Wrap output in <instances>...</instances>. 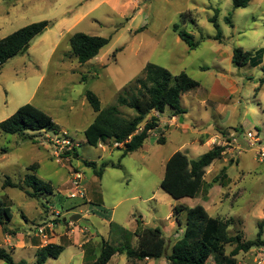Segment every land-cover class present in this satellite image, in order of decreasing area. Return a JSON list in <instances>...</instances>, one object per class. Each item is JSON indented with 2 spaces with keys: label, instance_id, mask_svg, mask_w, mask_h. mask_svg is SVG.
Wrapping results in <instances>:
<instances>
[{
  "label": "rangeland",
  "instance_id": "1",
  "mask_svg": "<svg viewBox=\"0 0 264 264\" xmlns=\"http://www.w3.org/2000/svg\"><path fill=\"white\" fill-rule=\"evenodd\" d=\"M215 16L222 42L214 40L217 29L209 22ZM228 16L231 23L226 21ZM41 21H49L51 26L32 41L27 52L9 60L1 71L0 123L21 106L32 104L54 119L60 127L58 135L64 136L68 143L62 146L64 152L58 158L51 144L54 136L51 132L30 133L34 140H29L0 131V200L13 213L8 231L0 228V248L12 251L15 262L37 264L36 250L30 244H51L56 230L63 234L73 228L84 236L90 234L100 246L103 239L133 246L135 240L122 239L117 231H112L111 223L130 230L135 227L136 217L142 216L147 226L157 225L164 231L170 254L175 238L167 229L173 206L194 207L198 200H175L161 189L165 164L178 151L191 159L208 151L199 142L191 143L199 137L194 130L201 129L194 122L200 117L194 97H206L217 80L220 88L229 89L227 79L240 88L229 101L237 109L236 118L227 122L234 127L236 142H232L227 131L225 138L219 137L222 144H215H227V149L234 147V150H226L223 160L208 168L207 178L211 180L227 167L229 180V189H223L221 199L216 201L218 212L210 214L233 219L230 236L244 232L247 240H255L260 222L253 210L264 196V160L257 156L264 147V83L260 84L264 72L249 65L237 68L229 62L219 63L216 50L222 46L232 54L235 47L248 51L264 48V0H252L247 8L238 9L233 7L232 0H0V40ZM175 24L195 37L199 42L196 49H190L173 31ZM78 32L111 40L96 58L80 64L71 54L69 39ZM148 63L162 66L174 75L185 72L200 84L197 91L184 97L190 107L185 121L181 124L175 117V126L163 125L159 132L155 130L148 141L149 144L153 139L156 141L148 153L140 149L123 156L124 147L111 141L97 148L88 145L84 132L96 114L86 92L91 91L99 98L102 109L115 106L125 90H135V80L143 76ZM245 109L249 110L246 117ZM119 110L125 118L134 116L127 107ZM170 119L168 112L162 115V123ZM244 119L249 121L248 125L244 126ZM184 126L189 130H184ZM249 130L261 140L255 147H250ZM161 137L166 139L165 144H158ZM72 146L79 158L67 157L66 152H71ZM234 151L239 163H235ZM85 161L96 162L98 168L102 164L109 166L99 178ZM32 165L37 166V176L51 184L53 196L31 198L19 188H3L7 178L23 186ZM76 172L83 175L85 195L71 199V181ZM206 194L201 195L202 201H207ZM76 214L83 216L76 224L65 226L59 221L64 218L69 221ZM50 223L55 228L54 234L48 227ZM40 228H45L47 241L37 236ZM23 242L27 248H18ZM232 249L227 246V253ZM74 250L70 248L46 264H67ZM251 251L254 260L261 254L256 248ZM245 257L246 253H242L239 259ZM115 258L110 264L127 262L124 255ZM0 264L6 263L0 260ZM72 264H78V259H73ZM208 264H214L213 259Z\"/></svg>",
  "mask_w": 264,
  "mask_h": 264
},
{
  "label": "trees",
  "instance_id": "2",
  "mask_svg": "<svg viewBox=\"0 0 264 264\" xmlns=\"http://www.w3.org/2000/svg\"><path fill=\"white\" fill-rule=\"evenodd\" d=\"M252 0H232L233 7L247 8ZM231 23L229 16L226 18ZM217 29L214 40L222 42V32L216 16L209 19ZM51 26L49 21L30 24L0 40V75L4 65L11 59L24 54L30 48L32 41L44 34ZM179 38L192 50L199 46L195 37L182 29L179 24L173 26ZM111 38L91 36L82 32L75 33L70 38L71 54L80 64H86L96 58L100 51L110 43ZM264 57V49L257 51L244 50L241 47L233 49V64L237 68L247 65L259 66ZM263 83V80H260ZM135 90L126 91L119 95L115 106L102 109L99 98L91 91L86 92V99L96 114L94 121L86 128L84 134L86 142L92 147H99L106 142L122 145L124 154L135 153L140 150L152 133L159 128V116L169 113L171 117H183L186 109L182 106L184 94L196 90L200 84L185 72L172 74L166 68L148 63L144 68L143 76L135 80ZM119 107H127L134 112L132 118L121 115ZM0 131L5 134L22 136L34 140L30 133L51 132L58 135L60 127L46 112L32 104L21 106L15 114L0 123ZM165 138H160L158 144H165ZM66 152L67 157L79 158L75 147ZM227 146L215 145L211 150L197 159H190L181 151L174 153L166 162L165 173L161 182V189L175 200L185 198L195 199L204 185L206 169L215 161L221 160L226 153ZM85 165L94 169L97 177L103 176L107 166H97L96 162L85 161ZM112 167H116L112 165ZM37 166L28 168L23 180V186L6 179L3 188H19L31 198L52 196L53 188L50 183L37 176ZM227 168H223L214 183L226 179ZM36 173V174H35ZM213 184H209L208 188ZM28 188V190L25 189ZM186 214L184 231L167 253V241L159 227H149L143 220L136 217L137 229L131 233L122 226L111 223L112 231H117L124 240L129 242L137 238L135 245L113 244L103 239L100 252L93 259H87L85 264H109L115 255H124L130 264H138L146 260H160L165 258L167 264H208L213 259L214 264H237V256L248 253L253 248H264L263 225L259 224V231L255 240H245L244 232L235 236L229 235L233 219H221L211 216L201 205L186 207L177 204L173 207V217L178 225H182L181 216ZM13 213L5 202L0 200V227L8 231L7 225L12 221ZM60 222L63 221L59 220ZM66 221L65 224H68ZM227 246L233 247L227 253ZM65 248L58 244H47L36 251V263L46 264L52 258L57 259ZM0 260L6 264H28L21 260L15 262L12 253L0 248Z\"/></svg>",
  "mask_w": 264,
  "mask_h": 264
},
{
  "label": "crops",
  "instance_id": "3",
  "mask_svg": "<svg viewBox=\"0 0 264 264\" xmlns=\"http://www.w3.org/2000/svg\"><path fill=\"white\" fill-rule=\"evenodd\" d=\"M69 39H70V37H69ZM261 49H264V48H261ZM216 58H217L219 63L225 61V62H229V63L233 64V62H232L233 53L231 54V52L228 49H224L222 46L217 48V50H216ZM254 68H259V69H261L264 72V60L262 61V63L259 66L254 67ZM260 80H263V83H264V79H260ZM227 81L231 85V87L229 89L220 88L221 87L220 81L217 80L216 82H214L215 86L213 88L211 87V90H210L211 92H207V96L206 97H202V98L194 97L195 101H196V104L198 106L197 108L199 109V113H200L199 119L195 120L194 122H195V125L198 126L199 128L201 127V129L194 130L195 131V135H198L199 137L192 139L191 143L199 142L203 146H206L208 148V151L211 150L214 147V145L212 144V141H213L214 138H216V137H222V138L224 137L225 138L224 134L227 131L230 132V137L233 138V136H234V133L232 131V129L234 127L231 126V125H227L228 124L227 122L230 121V119L235 120L236 115H237V109L233 105L231 106L229 104V101L232 99V97L234 95H237L240 92V88H239L238 84L236 82L232 81L231 79H227ZM199 88H200V86L197 89H199ZM197 89L194 90V91H197ZM194 91L186 93L182 97V106L186 109V114H184V116H183V122L185 121L187 113L189 112V108H190V107H188L186 105V103L184 101V97L189 95V94H191V93H193ZM193 111H194V109L192 110V112ZM248 114H249V110L245 109L244 116L246 117ZM174 118L175 117H172V119L167 120L166 122L164 121V123H162L163 122L162 116H160V118H159V128H158L157 131L159 132L162 129L163 125L166 128L175 126V124H174L175 119ZM180 118H179V122H180ZM243 121H244V126L249 124V121L247 119H244ZM183 122H180V123L182 124ZM183 128H184V130H189L188 126H184ZM248 133H253V134L257 135L256 132H253V131H250V130L247 132V135H248ZM152 134H154V133H152ZM151 139L152 138L150 137V140ZM258 140H259V138H258ZM154 141H156V140L153 139L151 141V144H153ZM165 141H166V139H165ZM259 141H261V140H259ZM151 144H149V141H146V143L141 148V150H144L145 152L148 153L152 149V145ZM227 150H232V152H233L234 147H232L230 149L228 148ZM184 154H186V153H184ZM234 156H236L235 163H239V158H237V154H236L235 151H234ZM223 158L221 160H223ZM221 160H217V161H221ZM224 161H225V159H224ZM208 168L206 169V174H205V177H204V185H203V187H202V189H201V191L199 193V196L197 198H195V199L198 200V205L203 206L208 211V213L210 214L211 211L218 212L219 207H218V204H217L216 201L221 199V195L223 194V189H229V187H228L229 186V180H228V177L226 178L227 182L222 181V180H225L224 178L219 180L217 182L219 186L216 187V183L213 184V181L220 174L212 176L211 177L212 179L209 180L210 178H207ZM224 168H227V167H224ZM209 184H213V186L208 188ZM204 192H207V194H206L207 201H202L201 200V197H202L201 195L204 194ZM98 200L100 201V199H98ZM220 201H222V200H220ZM89 202H94V201L91 200ZM184 206H186V205H184ZM255 206L256 207L253 210V214H254L255 218L257 220H259V222H260L259 224L263 225V237H262V239L264 241V196L258 201V203ZM189 208H191V207H189ZM84 212L87 213L86 210ZM80 213L82 214V212H80ZM56 215H57V212H56ZM213 217L220 218L219 216H213ZM62 218H64V216L61 215V219ZM82 218H83V216L81 215V219ZM139 218L143 220L142 216H140ZM181 219H183L184 222L182 221V225H178L176 223V219H174V217H173V212L171 213V216H169V218H168V220H170L171 223H170V228L167 229V231H168L169 234H173L174 235V238H175L174 244L176 243V241L179 238H181V235H182V233L184 231V225H185V219H186L185 214H183L181 216ZM221 219H224V218H221ZM174 220H175V222H174ZM44 221H47V220L44 219ZM143 222H144V220H143ZM72 224L73 223L69 221V223L66 224L65 226L72 225ZM144 224H145V222H144ZM176 224H177V226H176ZM48 227H50L51 233L54 234V229L55 228H54L53 224L50 223L48 225ZM154 227H158V226L156 225ZM177 227H178V229H177ZM136 229H137V223H136V220H135V227H132L128 231L133 233V232L136 231ZM57 232H58V230H56V234H54V236L55 235L56 236L53 237L52 240H51L52 244H58V245L63 246L65 248L63 253L68 252L70 250V248H74L75 249L74 250L75 252H72V254L70 255V259H69L67 264H72V260L73 259H78V264H85L88 258H89V260H91V259H93L94 256H97L99 254V253H97V251H98V249L101 248V246L97 242L94 241L93 237H91L90 234H87L86 236H84L82 233H80L75 228L71 229L69 232L65 231L63 234H59ZM163 233H164V231H163ZM244 237H245V233H244ZM134 240H135V243H134V245H135L137 238H134ZM245 240H247L246 237H245ZM251 241H253V240H251ZM30 245L33 248H35L36 251H37V249H39V247H43L42 245L41 246H38V245H35V244H30ZM173 245H172V247H173ZM27 246L28 245H26L23 242L22 246H18V248L21 247L20 249H26ZM11 253H12V251H11ZM241 254H239L237 256V264H254V262H253L254 261V252L253 251H250V252L246 253V257L243 258V260L239 259V256ZM168 255H169V253H168ZM116 256L117 255L112 257V259L109 262V264L116 259L115 258ZM119 259L121 260L122 258H119ZM126 264H129L128 260H127ZM140 264H167V260L165 258L160 259V260H146V261L140 262Z\"/></svg>",
  "mask_w": 264,
  "mask_h": 264
},
{
  "label": "built area",
  "instance_id": "4",
  "mask_svg": "<svg viewBox=\"0 0 264 264\" xmlns=\"http://www.w3.org/2000/svg\"><path fill=\"white\" fill-rule=\"evenodd\" d=\"M155 115L157 117H160L158 113H156ZM247 136L251 140L250 147H255V144H257L259 142L258 136L256 134H253V133H248ZM51 138H52L51 144L53 146L54 155L59 158V157H61V154H63V152H64V150L62 149V146L68 142L65 141L64 136H60V135H54ZM43 140H45V139H43ZM232 142H234V143L236 142L235 136H233ZM217 143L222 144V140L219 137L214 138L212 141L213 145H215ZM224 146H227V144ZM257 156L261 157V161L264 160V147H262L260 150H258ZM71 183H72V190L70 193V198L76 199V198L83 197L85 195V189H84V184H83L84 183L83 175L79 172L74 173ZM57 217H60L59 212H57ZM86 231H87V229H86ZM82 232H84V231H82ZM37 236L41 237L43 241H47L49 239L48 235L45 232V228H40ZM256 249L259 250L261 252V254H259V256L256 258V260H254L255 264H264V248H256Z\"/></svg>",
  "mask_w": 264,
  "mask_h": 264
},
{
  "label": "water",
  "instance_id": "5",
  "mask_svg": "<svg viewBox=\"0 0 264 264\" xmlns=\"http://www.w3.org/2000/svg\"><path fill=\"white\" fill-rule=\"evenodd\" d=\"M180 122H183V117L180 118ZM80 219H81V215H80V214H76V215H73V216L70 218L69 221L76 223V222H78ZM66 221H67L66 218L63 219V222H64V223H65Z\"/></svg>",
  "mask_w": 264,
  "mask_h": 264
}]
</instances>
